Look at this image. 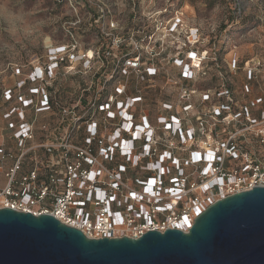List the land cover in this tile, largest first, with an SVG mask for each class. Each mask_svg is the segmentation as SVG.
<instances>
[{"label":"built area","instance_id":"obj_1","mask_svg":"<svg viewBox=\"0 0 264 264\" xmlns=\"http://www.w3.org/2000/svg\"><path fill=\"white\" fill-rule=\"evenodd\" d=\"M91 1L96 45L69 29L80 19L64 21V38L17 83L23 91L4 92L17 105L1 114L0 208L51 214L88 238H138L187 232L217 200L264 186V57L243 62L238 96L234 50L219 86L201 89L194 80L211 54L196 47V29L182 34L180 8ZM122 1L125 18L114 8ZM61 76L80 78L73 98L54 87Z\"/></svg>","mask_w":264,"mask_h":264},{"label":"water","instance_id":"obj_2","mask_svg":"<svg viewBox=\"0 0 264 264\" xmlns=\"http://www.w3.org/2000/svg\"><path fill=\"white\" fill-rule=\"evenodd\" d=\"M187 232L88 238L51 214L0 208V264H264V186L217 200Z\"/></svg>","mask_w":264,"mask_h":264},{"label":"rangeland","instance_id":"obj_3","mask_svg":"<svg viewBox=\"0 0 264 264\" xmlns=\"http://www.w3.org/2000/svg\"><path fill=\"white\" fill-rule=\"evenodd\" d=\"M76 1L77 4L74 0H0V142L8 141L9 136L3 128L2 111L10 105H17L15 97L6 101L5 90L23 91L24 88H18L17 83L28 78L36 59L40 63L44 61L48 42L57 43L64 38L67 30L64 21L80 19V28L71 26L69 29L82 35L84 46L92 48L96 45L92 29L87 26V11L96 6L91 0ZM169 6L172 10L180 8L183 13L182 34L188 32V28L196 29L199 38L196 47L205 48L211 54L194 85L201 89L218 87L220 73H228L227 63L234 50L239 54L240 69L231 82L238 96L243 62L246 58L264 57V33L261 30L264 0H144L137 4L136 10L155 12ZM114 8L122 18L131 9L124 1ZM79 82L77 76H61L53 85L62 98H73ZM158 85L169 98H173V86L161 80ZM149 93H152V99L158 98V92ZM3 180L0 174V182Z\"/></svg>","mask_w":264,"mask_h":264},{"label":"trees","instance_id":"obj_4","mask_svg":"<svg viewBox=\"0 0 264 264\" xmlns=\"http://www.w3.org/2000/svg\"><path fill=\"white\" fill-rule=\"evenodd\" d=\"M150 94H152V93L147 94V99H149V100H151Z\"/></svg>","mask_w":264,"mask_h":264}]
</instances>
